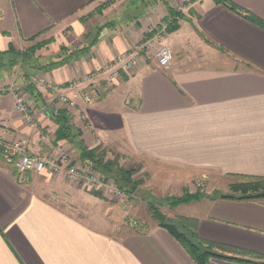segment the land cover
Listing matches in <instances>:
<instances>
[{
	"label": "crops",
	"instance_id": "obj_1",
	"mask_svg": "<svg viewBox=\"0 0 264 264\" xmlns=\"http://www.w3.org/2000/svg\"><path fill=\"white\" fill-rule=\"evenodd\" d=\"M227 1L0 0V52L41 45L35 57L41 67L70 58L43 71L0 69V88L25 94L33 117L26 123L14 95L4 94L0 139L27 138L32 156L57 159L63 152L73 164L87 165L75 145L58 136L57 115L64 111L89 149L112 148L141 173L163 169V177L177 175L178 183L200 178L210 184L208 196L186 204L191 212L178 216L195 220L200 241L236 260L210 264H264V199L211 195L228 194L240 177L264 178V0ZM90 20L97 30L89 32ZM170 20L178 29L164 39L174 54L168 70L145 55L137 70L117 81L69 87ZM40 76L76 106L36 85ZM79 186L68 183L65 172L19 176L0 148V264H197L158 223L135 222L118 236L116 228L111 233L107 224L79 219L56 204L86 208L97 201Z\"/></svg>",
	"mask_w": 264,
	"mask_h": 264
},
{
	"label": "built area",
	"instance_id": "obj_2",
	"mask_svg": "<svg viewBox=\"0 0 264 264\" xmlns=\"http://www.w3.org/2000/svg\"><path fill=\"white\" fill-rule=\"evenodd\" d=\"M200 2L201 0H196ZM167 34V25L162 24L156 29L152 38L135 45L129 52L117 56L115 59L106 62L102 71H92L82 78L70 83L71 89H78L82 86H90L100 83L101 80L117 81L122 76L130 75L137 70L145 55L155 58L157 65L162 70L171 68L174 60L172 47L164 43ZM35 84L45 86L51 94L58 97L62 104L70 107L76 106V101L63 93L59 86L47 81L40 76L35 79ZM12 93L16 100V110L24 117L28 124L33 123V117L30 114L27 96L20 93L15 86L0 88V100L6 93ZM87 105L93 103L92 97L88 94L79 96ZM0 148L2 159L5 164L11 166L17 175L24 176L29 173L42 174L47 172L52 175H59L65 172L66 179L73 184L84 185L86 188H96L102 190L107 196L121 198L123 191L118 188L115 182L105 178L103 175L92 170L86 165H75L70 157L61 152L56 158H40L30 154V142L27 138L16 141H5L0 139ZM135 227V225H133Z\"/></svg>",
	"mask_w": 264,
	"mask_h": 264
},
{
	"label": "trees",
	"instance_id": "obj_3",
	"mask_svg": "<svg viewBox=\"0 0 264 264\" xmlns=\"http://www.w3.org/2000/svg\"><path fill=\"white\" fill-rule=\"evenodd\" d=\"M216 2L226 5L228 1L216 0ZM169 13L171 18L177 16V13L172 9L169 10ZM249 19L256 22L254 18L249 17ZM166 25L167 33H171L178 29V26L173 24L171 20L168 21ZM41 47V45H35L22 52L17 50L13 45H10L6 52H0V69L19 66L23 69L28 67L31 70L43 71L53 68L58 64L65 63L67 59H70L65 58L58 63L52 62L49 65L42 67L38 66L35 63V52L41 49ZM28 90L33 95L35 94V89L31 85H29ZM57 121L60 124L58 136L75 145L76 149L79 151L82 162L91 167L93 171L103 175L105 178L113 180L124 194L127 193L131 195L137 192L139 182L132 180V176L137 172L136 168H130L129 170L124 168L115 169L116 164L106 160L104 150L100 147L89 149L82 140V131L72 125L71 118L66 112H59L57 115ZM239 179L241 182L231 185L228 194H215L213 197L221 196L234 199H264V178L240 177ZM203 198L204 196L202 195L185 193L181 198L171 200V205L172 207H178L197 202ZM149 207L153 217L159 221L160 226L167 229L178 240L197 264H210L211 259L236 261L234 258H229L216 253L215 248H218V246L200 241L196 234L195 220L184 219L182 217H178V220H169L162 216L155 206L150 205Z\"/></svg>",
	"mask_w": 264,
	"mask_h": 264
},
{
	"label": "rangeland",
	"instance_id": "obj_4",
	"mask_svg": "<svg viewBox=\"0 0 264 264\" xmlns=\"http://www.w3.org/2000/svg\"><path fill=\"white\" fill-rule=\"evenodd\" d=\"M94 22L95 21L92 20L89 21V32L98 29L99 24L98 27H96L97 24ZM38 54L39 52H35V57ZM103 150L106 155V160L116 164L115 169H137V172L132 176L133 181L139 182L137 192L131 195L126 193L123 194L121 198H114L107 196L102 190L87 188V191L96 196L97 201L87 203L86 208L73 203L70 204L69 202L61 203V200H57L56 204L68 212H73L79 219L92 223L107 224L111 233L115 231L114 235L119 236L122 231L130 229V227L135 225V222L145 225L151 222L159 224V221L153 217L150 211V205L155 206L165 218L178 220V216L188 215L191 212L190 207L185 205L172 207L171 200L181 198L185 193L192 195L198 194L204 197L208 196V193H210L211 187L206 180L194 178L193 181L188 184L178 183L179 177L177 175L169 178L170 173H167L165 177H163L165 173L163 169L159 170L156 175L146 172L141 173V167L130 165V160L127 161L123 157H120V155L113 152L112 148H110V150L109 148ZM157 177L163 179V181L159 182V185ZM67 182L70 183L68 180ZM238 182H241V180ZM71 184L80 187L78 184ZM154 185L156 187H154ZM221 193L222 192H214L211 193V195ZM111 228L116 229L111 231Z\"/></svg>",
	"mask_w": 264,
	"mask_h": 264
},
{
	"label": "water",
	"instance_id": "obj_5",
	"mask_svg": "<svg viewBox=\"0 0 264 264\" xmlns=\"http://www.w3.org/2000/svg\"><path fill=\"white\" fill-rule=\"evenodd\" d=\"M170 220V219H169Z\"/></svg>",
	"mask_w": 264,
	"mask_h": 264
}]
</instances>
